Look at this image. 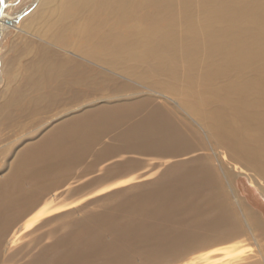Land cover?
Here are the masks:
<instances>
[{
    "label": "bare ground",
    "instance_id": "bare-ground-1",
    "mask_svg": "<svg viewBox=\"0 0 264 264\" xmlns=\"http://www.w3.org/2000/svg\"><path fill=\"white\" fill-rule=\"evenodd\" d=\"M64 1L70 13L68 17L64 16L71 23L69 25L66 19H60L67 23L59 22V34L56 35L63 41L61 43L70 45L92 60L126 70L142 80L159 74L181 79L177 82L154 81L156 86L170 94L183 92L182 103L190 115L199 118L203 130L209 134L208 140L217 161L222 164L216 149L224 145L246 166L256 167L264 174V114L253 112L256 106L264 107V102L250 95L252 90L264 88V73L261 79L259 76V79L238 80L226 86L225 90L190 92L195 85H204L212 79L217 81L216 78L227 73L246 69L252 60L250 57L264 55L263 41L259 40L261 44L254 41L249 35L252 33L250 26L227 19L228 24L225 23L226 28H223L220 23L224 16L220 15L223 12L219 0H204L203 8L200 6L206 25L201 22L202 18L198 21L196 14L185 11L184 0H180L184 8L175 7L179 9L177 16L183 22L181 29L177 27L179 30L167 25L168 21L165 22L166 27L159 18H164L160 16L163 10L173 9V0ZM58 2L62 3L61 0L48 1L51 12ZM8 3L4 0L0 38L3 26L10 18L6 13ZM61 3L59 7H62ZM216 23L220 28L215 26ZM42 24L47 25V21H41L43 27ZM128 35L132 39L127 41ZM224 58L227 60L223 61ZM47 61L36 65L34 74L27 79L25 91L19 89L20 92L18 86L11 92V97L6 99L4 120L22 122L26 118L40 116L36 121L42 122L45 117L41 116L45 112L53 109L70 111L79 98L87 96L86 90L93 86H106V75L102 71L77 60L57 56L55 62ZM179 66L186 70L180 76ZM198 69L202 73L194 75L193 71ZM210 94L227 100L228 109L233 112L232 122L228 114L206 109ZM242 109L238 119L235 111ZM174 115L164 105L151 104L148 99L98 106L65 119L46 137L25 146L16 156L8 176L0 181V251L4 238L13 227L37 207L47 190L58 185L56 181L61 180L58 178L65 171L76 163L84 162L88 155L95 159L83 167L87 171L111 157L122 158L128 152L172 157L207 148L200 131L183 118L182 125ZM205 153L199 157L204 163L187 169L177 164L165 168V180L153 191L125 200L120 206L122 211H104L77 222L69 233L58 237L24 264H168L183 258L188 251L205 246L209 242L203 235L205 233L229 226L233 233L227 235L228 238L243 234L239 223H236L238 219L229 193L243 216L245 213L230 182L228 170L214 166L213 158ZM121 158L109 164L116 167L111 175L129 173L138 167L139 161ZM101 170L102 174L92 177L83 186L93 187L98 180L111 177L110 168ZM48 211L39 212L33 221L28 220L24 227H18L13 237L29 230ZM247 214L251 220V225L246 221L248 229L252 233L256 229L260 234V220L252 212ZM107 235L112 238L107 240ZM42 238L32 241L39 243ZM260 254L262 261L249 264H264V252Z\"/></svg>",
    "mask_w": 264,
    "mask_h": 264
},
{
    "label": "rangeland",
    "instance_id": "rangeland-1",
    "mask_svg": "<svg viewBox=\"0 0 264 264\" xmlns=\"http://www.w3.org/2000/svg\"><path fill=\"white\" fill-rule=\"evenodd\" d=\"M46 1L47 0H8L9 3L6 13L10 18H8V21L6 20L7 22H5L3 26L0 38V119L4 112H7L6 99L11 97L13 94L11 92H14L18 86V90L22 89L25 91L28 87L27 79L30 75L34 74L33 72H35L36 65L43 61L48 62L47 60L55 62L57 56L72 58L97 71H102L106 75L107 87L102 85L93 86L86 90L88 94L82 97L84 99L79 98L80 100L78 99L74 103L72 110L61 112L59 109H53L54 111L45 112L41 116L45 117L42 122L36 121L40 116L36 119L35 117L26 118L22 122L15 119L13 121L4 120L2 118V121L0 120V181L8 176L16 156L25 146L46 137L47 133L49 134L55 126L65 119L76 114H82L90 108L103 105L125 104L142 99L150 100L151 104L164 105L166 109L171 110L172 113L175 114L174 116L178 122L181 123L183 118L192 124V126L194 125L200 131L207 148L195 149V151L172 157L155 153L141 154L128 152L122 155V158L121 156L111 157L106 161L94 165V167H90L87 171L85 168L83 169V167L88 165L90 161L93 162L95 159L93 155H88L84 159V162L76 163L71 166L69 170L65 171L61 176L62 178H58L61 180L56 181L58 185L47 190L46 194L43 195L39 201L37 200V207L25 219L19 221L17 226H14L9 235L4 238L0 251V264H24L44 247H47L57 240L58 237L69 233L77 222L81 223V221L104 211L116 212L117 209L122 211V207L120 206L125 200H131L135 197H139L145 192L153 191L156 186L162 183L166 178V174L164 175V173H166L169 167L177 164L183 165V167L187 169L190 168V166L193 167L195 164L204 163V160L202 159L203 161H201L199 157L205 152V154L213 158L212 162L213 165L215 164L214 166L218 168L225 167L228 170L230 182L240 198L245 213V216H243L235 199L229 193L230 199L234 204V212L238 219L236 223H239L240 230H243V234L233 235V237L228 238L227 235L229 236L233 233V228L229 226L221 230L205 233L203 235H206L209 241L205 246L188 251L183 258L168 264H249L255 261H262L263 258L260 253L261 251L264 252V174L260 173L256 167L246 166L242 160L233 156L229 148L224 145H220L216 149L218 159H221L222 164L217 161L215 159L214 149L208 140V137H210L209 134L203 130V127L198 121L199 118L194 114L190 115L189 110L182 103L181 95L183 96V92L180 94H170L163 88L156 86L154 81L155 79L177 82L181 81V79L174 78L171 75L159 74L156 76L152 75L150 78L142 80L131 75L130 72L126 70L116 69L111 66L103 65L97 60H92L88 58L87 55L74 50L70 45L61 43L63 41L56 34H59V22H61V24L65 22L60 21L61 18H63V20L66 19L68 24L71 23L69 21L70 19H67L70 14L68 13L69 7H67L66 1L61 0L62 3L58 2L55 7L56 9H54L55 11L53 10V12H51L50 5H48L49 0ZM198 1L184 0V5H186L187 8L185 11L188 10L190 13L196 14L195 18H197L198 21L201 20V18L202 20L204 19L203 21L201 20V22H204V25H206L207 22L205 21V17L200 13V10H202L201 8H203L202 5H204V0ZM219 1L224 4L222 5L221 3L220 8H227V10H225L226 8L223 10L221 9L223 13L221 14L220 12V15L224 17H221L223 21H221L222 23H220V25L226 28L224 25L228 20L232 23H234V20L237 21V23L242 22L248 25V27L250 26L249 30L252 33L249 35L253 37L254 41H258L261 44L259 40H262L264 47V0ZM60 3L62 7L58 6ZM172 3L173 6L171 5ZM172 3L169 7L172 6L173 9H169L170 11L166 9L165 11L163 10L160 16H164V18H159L163 23L168 21V24L165 23L166 27L170 25L172 27L175 26L176 29H181L183 22L179 20L177 15H179L180 11L179 9L176 10V8H178V6L181 8L182 5L180 4V0H173ZM200 6L202 7L200 8ZM41 7H43V10ZM182 7L184 8V6ZM44 9H46V11ZM170 12L172 14H169ZM40 20L47 21V25L42 24V27ZM176 20L178 21L176 22ZM67 23L65 22L64 25ZM220 25L217 23L215 24L218 28H220ZM127 38V41L132 39L130 35H128ZM207 51L209 52V50H206V52ZM220 53L221 52H219V54ZM201 56L203 59L205 58L203 54ZM249 59L252 60L246 69H240L239 71L235 70L233 71L234 74L227 73L220 78H216L217 81L212 79L208 83H204V85H195L190 89V92L192 93L201 89L225 90L226 86L229 84L234 82L237 83L242 79H259V76L260 79L263 78L264 55H254ZM226 60L227 58L223 59V61ZM198 70H195L196 72L193 71V74L197 75L202 73L201 69ZM185 71L183 66L178 67L179 76L180 74L183 75ZM93 89L95 91H93ZM186 92L187 91H185V93ZM250 95L252 98L260 99L264 102V88L255 90V92L252 90ZM206 102L205 107L207 110L214 109L222 111L226 115L228 114L227 116H229V118L233 116V112H230V109H228L229 105L227 100L220 99L219 97L217 98L215 95L210 94ZM243 110L244 109L235 111L238 119L242 115L241 112ZM253 112L264 114V107L262 105L256 106ZM230 120L231 122L233 121L232 117ZM107 139L108 137L105 138V140ZM119 158L139 161L137 164L138 167L129 173L118 176L111 175L113 169L116 167L115 165L110 167L109 164L115 162ZM101 167L110 168L111 171H109V174L111 177L98 180L97 183H95L96 186L94 185L93 187L83 186L85 182L89 179L91 180L92 177L102 174L103 170H101ZM92 168H94V170L91 171ZM43 210L49 211L34 226L30 227L29 230L26 229L16 237H13L18 227H24L28 220L29 222L33 221V217ZM248 212L256 214L257 218L260 220L261 235L256 229L252 230L253 233L248 229L246 221L251 225V220L247 214ZM42 236V241L40 240L39 243L34 242L35 238L37 239V237ZM219 236L223 237H220V239ZM12 237L14 238L13 241H11ZM106 237L107 240L112 238L111 235H107ZM205 256H207L208 259Z\"/></svg>",
    "mask_w": 264,
    "mask_h": 264
},
{
    "label": "water",
    "instance_id": "water-1",
    "mask_svg": "<svg viewBox=\"0 0 264 264\" xmlns=\"http://www.w3.org/2000/svg\"><path fill=\"white\" fill-rule=\"evenodd\" d=\"M4 0H1V8H0V17L2 16L3 10H4Z\"/></svg>",
    "mask_w": 264,
    "mask_h": 264
}]
</instances>
